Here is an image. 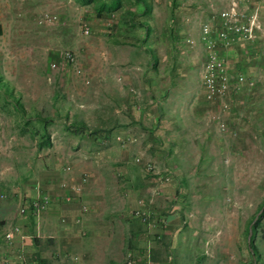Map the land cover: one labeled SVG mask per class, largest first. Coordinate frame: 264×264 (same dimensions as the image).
<instances>
[{
	"label": "rangeland",
	"instance_id": "374dc122",
	"mask_svg": "<svg viewBox=\"0 0 264 264\" xmlns=\"http://www.w3.org/2000/svg\"><path fill=\"white\" fill-rule=\"evenodd\" d=\"M161 1L164 2L159 7L160 16L155 25L163 31L171 27V23H168L171 18H168L169 0ZM181 1V12L192 2L197 4L195 13L198 17L194 15L193 22L197 31L201 22L212 20L213 16L217 22L218 13L231 2ZM257 1L242 0L240 9L252 14L259 8L264 24V4L261 0L259 3ZM133 2L124 0V9L134 5ZM122 10L98 14L93 5L81 6L76 0H0V73L13 86L28 116L39 113L41 117L49 119L53 139L52 147L39 150L33 133L22 130L25 124L21 112L0 102V106L3 103V107H0V178L14 171L28 174L32 170V176L28 178L38 183L40 174L49 168L48 164L56 156L73 161V165L77 162L81 167L82 162L91 161V152L112 145H102L97 137L103 134L93 130L99 129V125L96 127L98 110L103 108L108 114L111 110L107 92H104L107 97L104 102L99 100L100 93L93 92L97 84L94 70L103 65L116 66L118 62H125L128 54H132L138 64L148 61L147 53L142 48L141 26L138 22L129 24L123 20ZM47 13L56 15L58 19L52 24H40V18ZM180 20L175 28L181 25ZM84 25L90 27L91 33H84ZM186 35V40L195 38L193 31ZM165 36L162 46L170 48L171 36ZM262 40L260 53L264 57ZM197 48L201 51L199 46ZM66 50L74 53V63L61 58ZM198 57L202 60V54ZM52 64H56V67L53 68ZM79 67L83 73L78 75L76 70ZM254 70L251 72L255 81L253 91L244 90L243 95H234L238 106H234V102L229 110L221 112L228 131L220 132L215 122L203 124L202 121L208 119L204 115L198 119L199 123L196 122L204 131L179 135V143H185V146L177 153L178 158L174 159L176 165H169L173 170L171 196H164L156 203L162 215H168V211L177 213L167 225L170 231L163 234L161 239H153L144 227H135L144 241L154 242L156 264H246L252 235L259 249V264H264V218L258 230L254 225L258 215L250 223L258 209L264 206V62H259ZM121 76L124 77L123 74ZM112 82L117 84L113 78ZM110 85L106 86L109 91ZM99 91H103L102 86ZM134 100L135 103L130 101L132 106L144 104L140 99ZM206 102L209 105L203 109L206 117L209 112H220L218 102ZM130 104L128 101L127 108L123 106L124 115L130 114L127 112L131 110ZM77 117L87 122L86 128L79 127V134L74 133L73 128V121ZM245 119L246 123L243 121ZM64 126L73 130H66ZM206 129L210 132L205 133ZM202 139L205 142L203 148L199 142ZM92 142L97 144V148L91 147ZM200 153L204 157H212V161L199 166L201 174L197 178L195 159ZM159 165L160 168L164 166ZM75 169L82 171L77 170V166ZM112 170L113 174L114 171L117 173ZM12 178L14 181L10 188L19 182L15 176ZM184 178L186 180L183 181ZM196 197L201 200L198 204ZM12 198H7L6 202L14 205L15 213H18L23 202L28 201L25 195ZM205 200L215 205L209 213L198 206ZM21 219L27 222L25 217L21 216ZM164 228L167 229L166 226ZM26 250L25 255L30 260L32 251L29 247Z\"/></svg>",
	"mask_w": 264,
	"mask_h": 264
},
{
	"label": "crops",
	"instance_id": "0c3cea01",
	"mask_svg": "<svg viewBox=\"0 0 264 264\" xmlns=\"http://www.w3.org/2000/svg\"><path fill=\"white\" fill-rule=\"evenodd\" d=\"M123 1L118 8L123 9L122 19L129 24L138 22L141 26L144 41L142 48L147 53L148 61L138 64L132 54H128L125 62H118L116 66L103 65L94 70L97 84L93 92L100 93L101 102L106 101V95H108L111 110L108 114L101 108L102 106L100 107L99 121H96V127L99 125V129L93 130L103 134L97 137L102 145L107 146L110 143L112 145L91 152L90 156L88 154L91 161L82 162L81 167L77 162H75L77 165H73V161L56 156L53 162L48 164L49 168L40 174V182H36L37 184L32 182L33 178H28L32 176V170L28 174L14 171L13 174L0 178V261L2 262L8 264H125L130 252L150 248L152 261L156 264L154 242L144 241L141 232L135 227H144L153 239H161L164 237L163 234L169 233L167 225H170L177 213L168 211L170 212L168 215H162L156 203L164 196H171V184L170 182L159 183L154 174L145 170L144 164L146 161H151L159 171L170 169L173 177V170L169 165H176L174 159L178 158L177 153L185 146V143H179V135L196 133L204 129L196 122L199 123L198 119L204 115L207 116L203 109L204 106H209L202 84L206 50L200 38L202 22L198 31L193 24L194 15L198 17L195 13L198 9L197 4L194 2L181 12L182 1L169 0L168 18H171V22L168 23H171V27L162 31L156 28L155 21L159 19V7L164 1L143 0L142 3L133 0L134 5L125 9ZM185 18H188V22ZM211 19L215 21L214 16ZM179 20L182 23L175 28ZM215 22L217 27L219 18ZM190 31L195 33L194 46L186 42L185 36L187 37L186 34ZM165 35L171 36L170 48L162 46ZM260 37L261 35L251 42L238 40L233 46L221 49L222 55L226 57L234 74L243 72L249 78H254V73L251 72H255L254 68L259 62H264V57L260 53L263 37L262 39ZM198 46L201 51L196 49ZM199 54H202V60L198 57ZM112 78L117 81V84L112 82ZM108 84H112L110 91L106 89ZM101 86L103 91H99ZM253 88L246 87L244 90L250 92ZM104 92L107 94L105 95ZM134 99H140L144 104L132 106L130 101L135 103ZM128 101L131 105V110L127 111L130 113L129 116L122 112L123 106L127 108ZM0 102H4L3 95H0ZM1 104L0 107H3V103ZM237 104L235 102L234 106ZM172 108L174 109L171 111ZM243 121L247 122L246 119ZM109 123L110 126L107 125ZM73 124L74 133L79 134V127L86 128L87 122L77 117ZM64 129H66L65 126ZM67 129L73 130L70 127ZM205 131V133L210 132L209 129ZM117 134L131 139L126 148L115 140ZM106 136L111 137L106 138ZM199 142L202 143L203 148L204 139ZM90 145L92 148H97L94 142ZM136 156H142L141 163L135 162ZM211 161L212 157H204L203 153L196 157L197 178L201 174L199 166L204 163L208 165ZM67 164L71 166L69 171L64 168ZM159 164L164 166L160 168ZM166 164L168 166H165ZM74 166L82 171H76ZM112 169L117 171V173L114 171L117 175H115L116 179ZM84 175L88 176L89 181L85 183L81 193L75 192L74 187L82 182ZM13 176L19 182L10 188L14 181ZM64 183L67 184L66 187H62ZM1 194L6 196L2 198ZM39 194L50 197L49 206L39 216L32 212L15 213L14 205L9 201L6 202L7 198L13 199L12 197L18 198L23 195L29 201ZM67 196H72V200H67ZM200 201L196 197L197 204ZM202 204L198 206L203 207L204 212L209 213L215 208L211 201L205 200ZM83 205L88 206V211L82 210ZM141 205L148 206L155 216L165 219L166 222L157 227L141 223L133 217V212ZM21 216L25 217L27 222L22 220ZM14 225H19L22 233L15 234L13 241L8 242L5 239V233ZM25 234H30L31 237L26 238ZM37 234L40 237H35ZM27 247L32 251L30 260L25 255ZM21 255L26 258V261L22 260ZM77 255H79V261L75 262L73 258ZM143 262L144 260H138V264Z\"/></svg>",
	"mask_w": 264,
	"mask_h": 264
},
{
	"label": "built area",
	"instance_id": "2783aa9c",
	"mask_svg": "<svg viewBox=\"0 0 264 264\" xmlns=\"http://www.w3.org/2000/svg\"><path fill=\"white\" fill-rule=\"evenodd\" d=\"M242 0H231L228 7L221 10L218 13L219 23L216 27L212 20L204 21L201 25V42L206 50V60L202 72V84L204 87V95L208 102L219 103L220 112L214 114L209 112L208 117L205 116L202 123L207 121L215 122L218 125L220 132L228 131V125L221 116V112L229 110L236 101L234 95L241 94L246 87H254L255 81L249 78L245 73L240 72L234 74L228 64L226 57L221 53L222 48H229L234 45L238 40L241 41H254L260 35L264 39V24L261 21L259 8L252 14H247L245 11H241L240 4ZM264 4V0H261ZM58 17L53 14H44L40 20V24L48 25L56 22ZM0 25H1V13H0ZM84 33H91V29L88 25H84ZM186 42L194 46L196 44L195 39L188 38ZM61 58L68 62H75V55L73 52L66 50L62 52ZM52 67H56V64H52ZM77 74L83 73L81 67L77 68ZM85 81V78H84ZM115 140L119 141L123 146H127L130 138L121 134L115 135ZM142 156H136L135 162L141 163ZM144 168L148 173L155 175L159 183L165 184L172 180V171L166 169L159 171L151 161H146ZM65 170H71L70 165L64 166ZM89 181L87 175L82 177V182L74 187L75 192L81 193L84 189L85 183ZM67 184H63L62 187H66ZM6 195L1 194L4 198ZM67 200H72V196H67ZM49 195H42L32 198L29 201H25L21 204L19 212L26 214L32 212L39 216L49 206ZM88 206L83 205L82 210L88 211ZM133 217L137 218L141 223L149 225L150 227H157L159 224H164L165 219L159 218L153 214V212L146 205H141L133 212ZM63 221H65L63 219ZM22 233L19 225H14L8 232L5 233V239L8 242H12L15 234ZM31 237L30 234H25L24 237ZM35 237H40L39 234ZM22 260L26 261V258L21 255ZM75 262L79 261L78 256H74ZM138 260H144L143 264H155L152 261L151 250L147 248L145 250H138L130 252L126 259L125 264H138ZM0 264H8L7 262L0 261ZM37 264V263H33Z\"/></svg>",
	"mask_w": 264,
	"mask_h": 264
},
{
	"label": "trees",
	"instance_id": "16d2710c",
	"mask_svg": "<svg viewBox=\"0 0 264 264\" xmlns=\"http://www.w3.org/2000/svg\"><path fill=\"white\" fill-rule=\"evenodd\" d=\"M81 5L89 6L93 5L95 10L98 14H103L104 12L112 13L114 10H117L121 4L122 0H77ZM138 2H142L143 0H135ZM134 23V22H133ZM0 34H2L1 25H0ZM0 95H3L4 103L7 106H11L16 112H21L22 119L24 122V126L22 127V130H28L31 133H33V137L36 138L37 147L39 150L50 148L52 147V139L51 134L49 132V119L43 118L39 113L36 114V116H28L27 111L24 107L23 102L20 98H18L15 95L13 86L5 81L3 76L0 73ZM262 209H258L257 214L252 218L250 223L255 219V217L258 215L259 211ZM264 218V211L259 214L256 222L254 225L258 227L262 223V219ZM249 259L247 260L246 264H259L260 262V255H259V249L255 243V240L253 239V235L251 239L249 240ZM259 255V258L257 256ZM255 258V261L254 259ZM40 263V262H39Z\"/></svg>",
	"mask_w": 264,
	"mask_h": 264
},
{
	"label": "water",
	"instance_id": "95a60500",
	"mask_svg": "<svg viewBox=\"0 0 264 264\" xmlns=\"http://www.w3.org/2000/svg\"><path fill=\"white\" fill-rule=\"evenodd\" d=\"M263 211H264V206H263V208L259 211L258 216H259V214H261ZM257 218H258V217H257ZM249 240H250V239H249Z\"/></svg>",
	"mask_w": 264,
	"mask_h": 264
}]
</instances>
